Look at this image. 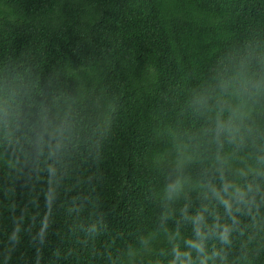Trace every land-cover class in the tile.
<instances>
[{
  "label": "trees",
  "instance_id": "16d2710c",
  "mask_svg": "<svg viewBox=\"0 0 264 264\" xmlns=\"http://www.w3.org/2000/svg\"><path fill=\"white\" fill-rule=\"evenodd\" d=\"M0 264H264V0H0Z\"/></svg>",
  "mask_w": 264,
  "mask_h": 264
}]
</instances>
